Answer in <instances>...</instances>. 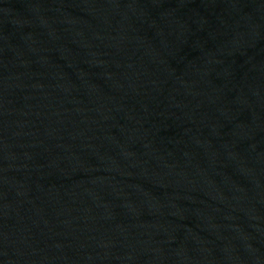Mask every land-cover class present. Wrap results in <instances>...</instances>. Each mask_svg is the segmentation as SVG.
Returning <instances> with one entry per match:
<instances>
[{
  "label": "water",
  "instance_id": "obj_1",
  "mask_svg": "<svg viewBox=\"0 0 264 264\" xmlns=\"http://www.w3.org/2000/svg\"><path fill=\"white\" fill-rule=\"evenodd\" d=\"M0 264H264V0H0Z\"/></svg>",
  "mask_w": 264,
  "mask_h": 264
}]
</instances>
